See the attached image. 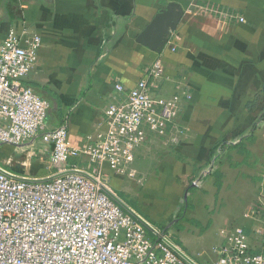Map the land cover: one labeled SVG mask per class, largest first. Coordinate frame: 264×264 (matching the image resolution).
I'll list each match as a JSON object with an SVG mask.
<instances>
[{"label":"crops","instance_id":"0c3cea01","mask_svg":"<svg viewBox=\"0 0 264 264\" xmlns=\"http://www.w3.org/2000/svg\"><path fill=\"white\" fill-rule=\"evenodd\" d=\"M169 1L178 2L183 15L163 50L155 52L137 37ZM11 29L23 45L32 34L41 38L23 83L49 109L45 134L0 145L1 167L25 177L47 176L49 133L64 127L70 144L82 147L104 127V109L120 96L115 84L127 91L159 59L164 73L153 80V93L182 95L178 134L136 149L128 177L103 164L104 178L197 264H214L224 228L240 229L258 248L264 214V0H0V41Z\"/></svg>","mask_w":264,"mask_h":264},{"label":"built area","instance_id":"2783aa9c","mask_svg":"<svg viewBox=\"0 0 264 264\" xmlns=\"http://www.w3.org/2000/svg\"><path fill=\"white\" fill-rule=\"evenodd\" d=\"M40 47L38 34L23 45L13 29L0 41V145H21L45 134L49 102L23 83ZM163 73L157 59L127 91L115 84L120 96L104 109V127L89 134L82 147L70 144L64 127L53 129L48 175L83 170L109 187L103 164L128 177L136 149L176 137L182 95L153 93V80ZM259 223L258 248L240 229H222L214 264H264V214ZM148 232L82 174L33 182L0 172V264H190Z\"/></svg>","mask_w":264,"mask_h":264},{"label":"water","instance_id":"95a60500","mask_svg":"<svg viewBox=\"0 0 264 264\" xmlns=\"http://www.w3.org/2000/svg\"><path fill=\"white\" fill-rule=\"evenodd\" d=\"M183 15L182 6L176 1H169L163 8H161L151 19V21L146 25V27L139 33L137 41L155 52H160L165 47L169 40L170 34L175 30L177 24L181 20ZM0 172L6 174L7 176L23 180V181H47L55 177L67 174V173H78L86 176L94 183L98 184L100 189H102L111 199H113L121 208H123L127 213L134 217L140 224H142L150 233L158 238H161L165 243H167L171 248H173L181 257H183L190 264H197L193 261L183 250L179 249L173 242L165 238L153 225H151L144 217L137 213L133 208H131L119 195H117L110 187L99 182L90 173L77 170L69 169L62 172L55 173L53 175H48L44 177H25L17 175L7 171L6 169L0 167Z\"/></svg>","mask_w":264,"mask_h":264},{"label":"rangeland","instance_id":"374dc122","mask_svg":"<svg viewBox=\"0 0 264 264\" xmlns=\"http://www.w3.org/2000/svg\"><path fill=\"white\" fill-rule=\"evenodd\" d=\"M149 233V232H148ZM149 235L152 237V238H155V235H153V234H151V233H149ZM195 246L196 247H199L200 246V243L197 241V242H195ZM205 244H209V239H207L206 241H205Z\"/></svg>","mask_w":264,"mask_h":264},{"label":"trees","instance_id":"16d2710c","mask_svg":"<svg viewBox=\"0 0 264 264\" xmlns=\"http://www.w3.org/2000/svg\"><path fill=\"white\" fill-rule=\"evenodd\" d=\"M181 216H182V215H181ZM177 226H178V227H180V225H179V224H178ZM163 233H165V234H166V231H165V232H163Z\"/></svg>","mask_w":264,"mask_h":264}]
</instances>
